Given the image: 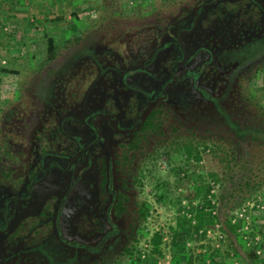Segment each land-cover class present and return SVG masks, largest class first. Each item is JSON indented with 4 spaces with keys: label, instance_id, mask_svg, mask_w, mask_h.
Wrapping results in <instances>:
<instances>
[{
    "label": "rangeland",
    "instance_id": "rangeland-1",
    "mask_svg": "<svg viewBox=\"0 0 264 264\" xmlns=\"http://www.w3.org/2000/svg\"><path fill=\"white\" fill-rule=\"evenodd\" d=\"M197 1L190 0L187 10L192 11ZM162 7L163 0H0V90L18 91L22 89L24 81H30L32 77L40 73L45 81L43 100L35 98L30 92L25 97L26 107L32 113L31 117L28 114H19L21 111H18L19 109L15 106H11V102L0 101V156L4 159L0 163V171H7L4 170V166L13 171L9 177L0 174V211L5 200L13 196L23 185L29 183L31 179L29 170L37 166L39 159L44 156L42 153L43 145L49 146L50 151H55L60 148L63 141L65 144H69L65 135L67 132L70 134L71 131L74 133L80 131L82 134L86 132L82 129V116L91 110L87 106V101L96 99L92 98L91 94H97V90L93 88L95 87V76L100 73L99 68H103V64L110 65L109 72L115 70V74L118 76L121 74V71H118L119 68L134 67L138 61L156 58L158 50L163 49L160 47L161 39H163L164 33H167L165 28L168 21L173 22L176 19L171 15L166 17L167 14L165 13L167 12ZM77 11V26L81 31L88 30L89 34L85 36L86 40L78 45V51L72 53L75 55L82 52L85 48L82 46L86 45V54L81 60H69L63 63L58 59L50 64L44 35L53 37L59 44L63 43L68 36L72 35L69 26L73 22L72 14ZM107 11L110 13L108 15L120 18L117 20V24L120 26L125 24L124 27L121 26L122 28L115 32L117 35L110 39V46L106 43L107 38L105 39L104 36L106 30L102 24L98 25V22L95 24V20L100 19L103 14L106 16L104 12ZM220 11H223V5L222 7L212 6L207 10L193 41L196 45L202 42L214 45L212 47L216 59L218 55L222 56L235 51L234 56L240 58L241 66L243 62L254 60V57L259 58L258 65L261 66L248 85V93L254 101L256 100L264 108V41L263 43L260 41L264 40V18L261 25L252 30L245 24L243 26L236 18L237 15L218 19L212 18L214 14ZM110 22L113 24V21L108 20V23ZM238 33L241 34L238 35ZM116 39H118L117 42H112ZM250 40L252 41L248 44ZM103 48L112 57H97L99 55H96L94 49H97V54H99V49L102 51ZM170 50H164L163 58L166 56V52L168 56ZM64 52L69 53V50L66 47H61L59 55ZM86 55H92L91 62L88 61ZM113 56H117L121 62H117ZM3 61L6 64H2ZM234 64V61L226 59L223 60V64L221 60H216V63L207 70V74L198 81L199 87L206 88L208 96H217L222 88L221 74L225 76L230 68L233 69ZM2 67L14 73H2ZM79 69H83V74L85 73L91 78L92 84L88 89L89 91L87 90L88 86L86 87V84L83 83L85 81L81 80L86 78L85 75H81L79 82L74 79L78 75ZM234 77H230L231 81ZM144 83V85L148 84L146 81ZM111 84L114 85L115 83L112 82L106 87L108 90L110 87L112 89L110 93L112 97L108 98L109 103L105 108H98L106 109L109 113L111 111L117 113L127 105V102L123 98V92L117 91L118 85L116 87L111 86ZM58 85L66 86L67 91L64 95L61 94L59 98H54L53 95L57 94ZM37 86L39 87V85ZM32 87L34 86L32 85ZM91 87L93 91L90 93ZM189 87L187 84L180 85L172 92L174 96L170 97L167 102L170 119L166 122V126L175 121H183L188 122L189 125L198 130L209 129L217 132L219 129H223V116L216 111L215 103H211L207 97H203L198 90L188 89ZM57 100L70 101V105H66L71 106L73 110L72 114L66 116L71 120L65 123L66 127H63L60 133L57 130L58 117L53 111V103ZM130 109V114L133 117L139 107ZM227 110L234 112L232 119L241 127L250 124L249 117L246 119L244 115L238 113L240 108L239 110H230V107H227ZM16 111L19 116L22 115V117L29 119L25 120L26 122L22 125H20V121L15 123L19 124L20 127L13 128L12 131L6 117L11 116ZM15 118L18 119V117ZM27 122L29 124L25 125ZM115 122L114 119L112 123H109L107 119H100L98 125L102 140L99 147L93 151L96 159L95 166L90 167L83 175L79 176V182L73 190L74 193H70L68 200L64 201L62 198L70 182L68 173L50 172L36 184V193L27 209L31 217L35 218L31 222L34 223L37 219L40 225L36 226L37 229L33 233L24 235L15 241V247L23 245L34 247L30 254L33 264H114L116 254L130 237L135 209L132 201L129 203L128 213L122 217H117L116 214L112 213L111 219L104 225L107 237L103 241L100 240L101 235L99 233L91 232L93 224L90 222L92 221L90 217L93 215L99 217L100 223L102 220L103 224L101 213H104L108 207L110 208L108 194L104 196L103 188H100L99 168L101 162L108 164L111 176L110 188L112 191L118 189L120 187V172L117 171L114 160L119 154V144L131 139L129 133L115 131ZM131 123H125V128H130ZM54 125L56 126L54 127ZM46 126L53 127L52 131L45 130ZM41 132L43 133V143L36 138ZM166 132H169V129H166ZM58 135L61 140L57 139ZM7 149L12 154L13 159L11 160L7 159L5 155ZM100 157H102L101 161H98ZM158 163L159 166L154 168L155 179H168L171 185H174L175 178L164 166V161L160 160ZM156 181H151L148 178L144 182L143 190L137 185L135 190L131 191V197L135 196L146 200L151 207L152 217L147 223L148 228L144 230L145 233L143 232L146 238L150 237L152 231L161 230L166 234L165 258L159 259L158 264H173L169 225H174L172 219L175 215L173 211L157 201V192L153 187ZM51 196H56L57 199L56 197L50 198ZM47 202L53 204V209L56 212L59 211L55 218L50 215H47L50 216V219L49 217L44 218L39 214ZM61 211L64 212L63 220L59 219ZM251 219V225L256 226L257 235L261 238V243L264 244V213L253 210L251 211ZM13 226L15 225H12L11 228ZM59 227L64 232L63 236ZM8 242H10L8 236L1 233L0 259L6 260L4 264H14L12 260L7 261L6 259L9 255L7 252ZM216 247L222 248L221 256L217 257L215 262H208V264H245L238 257L223 255V246L216 244ZM246 247L249 248L248 245ZM177 250L182 251L183 249L180 247ZM259 257L264 263V252ZM144 260L146 263L141 264H151L149 257L146 256ZM24 264H28V262ZM124 264H129V261L125 260Z\"/></svg>",
    "mask_w": 264,
    "mask_h": 264
},
{
    "label": "trees",
    "instance_id": "trees-1",
    "mask_svg": "<svg viewBox=\"0 0 264 264\" xmlns=\"http://www.w3.org/2000/svg\"><path fill=\"white\" fill-rule=\"evenodd\" d=\"M189 3L190 0H163L162 8L167 12L165 13L167 14L166 17L171 15L176 18L173 22L168 21L165 32L169 27L172 28V24L177 21L181 23L184 21L183 24L188 21L187 16L190 11L187 8ZM239 4L228 2L226 4L227 14H239L238 8L242 6L238 21L248 22L247 18H250L251 21L248 23L259 26V19L262 17L261 10L255 8L251 0H243ZM248 5L250 7L247 9ZM104 13L106 16L103 14L100 19L95 20V24L97 22L98 25L102 24L104 30H106L104 33L105 39L107 38L106 43L110 46V39L115 37L117 35L115 32L124 27L125 24L123 23L121 27L120 24H117V20L120 19L118 16L108 15L110 14L108 11ZM161 14L159 15L161 16ZM72 16L73 22L69 26L72 35L68 36L63 43L59 44L53 37L47 34L44 35L50 64L58 59L63 63L69 60H81L86 54L87 50L85 51V49L87 47L83 45L82 47L85 48L82 52L73 55L76 50L78 51V45L86 40L85 36L89 33L88 30L81 31L77 26L78 11L73 13ZM108 20L113 21V24L112 22L108 23ZM159 20L163 22L161 18ZM95 26L92 27L95 28ZM161 40V44L168 43V37L165 33ZM117 41L118 39L112 42ZM260 41L263 43L264 40ZM61 47H66L69 53L64 52L59 55ZM94 50L96 55H99L97 57H112L104 48L102 51L99 49V54H97V49ZM234 52L231 51L223 55L224 59L234 61L235 64L233 69L230 68L229 72L223 76V89L212 100L217 106L216 111L223 116V129H219L217 132L209 129L198 130L189 125L188 122L183 121H175L166 126V122L170 119V113L167 109L158 105L149 109L138 131L133 133V137L119 144L120 149L115 164L120 172L121 186L115 194L114 213L117 217H122L128 213L131 201L134 203L135 209L130 237L116 254L114 264H124L125 260H128L129 264L146 263L144 260L146 256L149 257L151 264H158L159 259L165 258L166 234L160 230L152 231L150 237L147 238L144 235V230L148 228L147 223L152 217L151 207H149L146 200L135 196L131 197V191L135 190L137 185L141 190L144 189V182L148 178L151 181L157 180L153 186L157 192V201L173 211L175 215L172 219L174 225H169L173 264H208V262H215L216 258L221 256L222 249L216 247V244L223 246V255L225 256L238 257L245 264H264L257 254L259 246L246 247L247 241H254L255 237L258 236L256 226L250 224L248 231H244L245 220L235 214L246 207L249 202H257V196L264 190V108L256 100L254 101L248 93V85L251 79L256 76L261 65H258L260 59L254 57V60L243 62L241 66V60L234 56ZM87 56L88 61L91 62L92 55ZM113 57L116 58L117 62L120 61L117 56ZM110 68L111 66L107 63L103 64V68H99L100 73L95 76V87L93 88L97 90V94H91L92 98H96L94 101H97L98 98L101 103L112 97L110 94L112 92L111 87V91L106 89L112 82L115 84H111V86L117 87L118 85V92L122 91L123 94L124 92L128 94V88L117 79L115 70L109 72ZM2 69V73H14L8 71L5 67H2ZM82 70L79 69L78 75L74 78L77 82L83 74ZM103 71L105 72L103 73ZM83 75L86 76L85 73ZM234 75L236 76L234 77ZM89 77L86 76V78L81 79L86 82L83 83L86 84V87L88 86L87 90L92 84ZM230 77H234V79L231 81ZM44 83L41 73L35 75L30 81H24L22 89L18 91L0 90V101L11 102V106H15L19 109L18 111H21L19 114H28L31 117L32 113L26 107L25 97L30 92L35 98L42 99L43 91H45L43 88ZM93 88H90V93ZM66 91V86L58 85L57 94L53 96L59 98ZM94 101L88 100V103L91 102L92 105ZM66 104L70 105V101L57 100L53 103V111L58 117L57 130H59V133L62 132L63 127H66L65 123L71 120L66 116L72 114L73 110L71 106ZM227 107H230V110H239L240 108L238 113L244 115L246 119L249 117L250 124L241 127L240 124L234 122L232 119L234 112L228 111ZM22 115L19 116L16 111L11 116L6 117L12 131L13 128L20 127L26 122L25 120L29 119L22 117ZM15 117H18V119ZM18 121H20V125L15 124ZM28 124V122L25 123V125ZM52 129L53 127L47 126L45 128L49 131H52ZM166 129H169V132H166ZM42 136L43 133L41 132L36 138L43 143ZM8 138H10V135H8ZM57 139L61 140L59 135ZM49 148V146L43 145L42 151L45 152ZM5 155L7 159H13L8 149ZM160 160L164 161V166L174 176V185H171L168 179H155L154 168L159 166L158 162ZM2 161L4 159L0 156V163ZM3 168L7 171H0V174L9 177L13 172L12 169L5 166ZM35 172L36 170L33 168L30 170L32 178L35 176ZM106 181V175L103 173L102 186H105ZM214 189H216L215 193L212 192ZM213 201H215L214 204ZM183 202H186V204L184 205ZM215 210L217 213L214 215ZM48 213L53 214L52 203L45 205L41 216L48 218ZM38 222L36 219L32 227H36ZM217 224L220 225L223 238H207L206 231L214 229ZM102 229L100 221L93 228L97 233H101ZM20 234L22 232L17 231L10 237L17 238ZM180 247L183 249L182 251L177 250Z\"/></svg>",
    "mask_w": 264,
    "mask_h": 264
},
{
    "label": "flooded vegetation",
    "instance_id": "flooded-vegetation-1",
    "mask_svg": "<svg viewBox=\"0 0 264 264\" xmlns=\"http://www.w3.org/2000/svg\"><path fill=\"white\" fill-rule=\"evenodd\" d=\"M242 1L243 0H198L197 3H195V8L193 7L194 9L189 12V15L187 16V22L185 21L183 24L184 21L180 20L183 22L181 23L177 21L172 24V28H168L166 31V34H168V43L164 42L161 44L160 47H163V49L158 50V54L155 59L153 58L150 60V58H148L146 61L142 60L136 62L134 67L118 69V71H121V74L116 76L117 79L120 82H123L125 87L128 88V94H125V92L123 94V98H125L124 100L127 102V105H125L123 109L117 111V113L112 111L109 113L106 109L102 110L98 108H105L109 103L108 100L104 102L102 101L100 103L99 99L97 98V101H94L92 105L90 104L91 102H89L87 106L90 107L89 109L91 110L90 112L86 113L85 116H82V129L86 130V132L83 134L80 133V131L78 133L71 131V134L67 132L65 135L67 137V141L69 142L68 145L63 141L60 145V148L55 151H50V148L45 152L42 151L44 156L39 159V164L33 167V169L36 170L35 176L32 178L30 175V169L28 172L31 178L29 183L23 185L13 196L5 200L0 211V234L3 233L7 235L8 239L10 240V242H8L7 248V252L9 253L8 257H6L7 261L12 260L14 264H24L25 262H28V264H33L30 254L34 247L30 245L15 247V241L21 239L24 235L33 233L37 229L36 227H32V222L35 220V218L31 217V214L27 209L28 204L31 203V199L36 193V184H38V182L50 172L56 171L60 173H68L70 175V182L62 198L64 201L70 198V195L74 193L73 190L77 186V182H79V176L83 175L90 167L95 166L96 159L93 151L99 147L102 140L100 126L98 125L100 119H107L109 123H112L114 119L116 121L115 131L129 133L132 138L133 133L138 131L139 126L145 119L150 108L160 105L169 111V105L167 102L170 97L174 96L172 92L175 88H177V86L180 87V85L183 86L184 84H187L188 87L190 86L188 89L198 90V92L201 93L203 97H207L211 103H214L212 100L215 96H208L207 89L199 87L198 81H200L202 77L207 74V70H209L210 66L216 63V60H221L223 64L224 58L223 55H218L216 59L212 47L214 45L207 44L208 42H199L200 44L196 45L193 39L196 35L199 25L202 24L201 21L204 19L205 15L207 14V10L210 7H222L223 5V11H220L214 15L212 14V18H224L229 16V14H227L226 8V4L228 2L232 4H239L240 2L242 3ZM251 1L255 8L261 10L260 13L262 14V17L259 19L260 26L261 21L264 18V0ZM239 7L242 9V6ZM249 7L250 5L247 6V9ZM240 8H238L239 14H241ZM239 14L236 13L237 19ZM247 21L249 22L251 19L247 18ZM248 22H241V24H245L252 30H255L257 27H259ZM190 25L191 27H189ZM240 34L241 33H238V35ZM168 49H171L168 53V56L166 52V56L163 58L164 50ZM118 71L117 73H119ZM144 81H146L148 84L144 85ZM221 83L222 90L223 74H221ZM137 107H139V109L132 117V114H130V108L137 109ZM130 122H132L130 128H125V123ZM101 158L102 157L98 158V161H101ZM107 165V163L101 162V167L99 168L101 176L100 188H103L102 191L104 196L108 194L110 203V208L108 207L104 213H101L103 217V229L102 232L99 233V235H101V241L107 237V231L105 230L104 225L108 223L109 219H111L112 213H114L113 203L115 200V194L120 188L119 187L114 191H112L110 188L111 176L109 167ZM115 166L119 172L116 164ZM103 173H105L107 178L105 186H102ZM53 197L56 196H51L50 198ZM45 205L39 214H41L42 210L45 208ZM58 212L53 209V214L49 213V215L55 218L58 216ZM63 218L64 212L61 211L59 219L63 220ZM90 219L92 220L90 222L93 224L91 230L93 233H97V231H94L93 228L96 226L97 222H99V217L93 215L90 217ZM12 225L15 226L11 228ZM37 225H40V222H38ZM61 230L62 228H60V231ZM17 231H21L22 234H20L17 238L10 237V235L12 236ZM61 235H64L63 231H61ZM4 260L0 259V264H4L6 262V260Z\"/></svg>",
    "mask_w": 264,
    "mask_h": 264
},
{
    "label": "built area",
    "instance_id": "built-area-1",
    "mask_svg": "<svg viewBox=\"0 0 264 264\" xmlns=\"http://www.w3.org/2000/svg\"><path fill=\"white\" fill-rule=\"evenodd\" d=\"M2 64H6V62L3 61ZM212 192L215 193L216 189H214ZM214 202L215 201H213L212 203L214 204ZM183 204L185 205L186 202H183ZM253 210H258L260 211V213H264V190L261 191L257 196V202L251 201L247 204L246 207L242 208L240 211H237L235 213L239 218H243L245 220V226L243 229L244 231H248V227L251 224V220H252L251 211ZM216 213L217 211L215 210L213 214L215 215ZM206 237L209 239H222L223 235L220 232V225L217 224L214 229H208L206 231ZM247 245L249 247H251L252 245H255L256 247L259 246L260 248L257 250V254L259 256H261L262 253L264 252V244L261 243V238L259 236H256L254 241H247Z\"/></svg>",
    "mask_w": 264,
    "mask_h": 264
}]
</instances>
